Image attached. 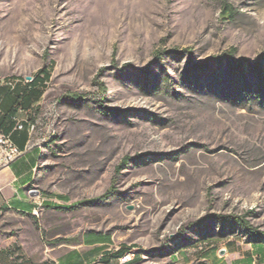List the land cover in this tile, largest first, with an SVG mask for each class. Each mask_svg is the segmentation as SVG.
Instances as JSON below:
<instances>
[{"label": "rangeland", "instance_id": "obj_1", "mask_svg": "<svg viewBox=\"0 0 264 264\" xmlns=\"http://www.w3.org/2000/svg\"><path fill=\"white\" fill-rule=\"evenodd\" d=\"M230 49L258 60L264 0H0V82L50 72L30 192L71 244L100 235L135 264H264L242 224L264 232V107L228 62L201 68Z\"/></svg>", "mask_w": 264, "mask_h": 264}, {"label": "crops", "instance_id": "obj_2", "mask_svg": "<svg viewBox=\"0 0 264 264\" xmlns=\"http://www.w3.org/2000/svg\"><path fill=\"white\" fill-rule=\"evenodd\" d=\"M12 101L9 96L4 102L5 114H0V129L12 134L17 145L24 148L27 132L15 131L16 123L12 114L7 115ZM39 156L37 150L28 152L0 170V264H89L88 255L91 251L84 252V244L91 246L92 253H96L97 264H120L118 258L123 254L118 250L121 247H105L107 238L82 235L79 243L71 244L66 227L60 221L49 220V210L41 206L39 215L34 214L39 197L30 192V188L36 179ZM44 202L53 206L52 203ZM255 245L257 255L263 257L264 245L262 242ZM134 256L135 260L129 264L139 260V254L135 253ZM253 257L249 255L242 264H254Z\"/></svg>", "mask_w": 264, "mask_h": 264}, {"label": "trees", "instance_id": "obj_3", "mask_svg": "<svg viewBox=\"0 0 264 264\" xmlns=\"http://www.w3.org/2000/svg\"><path fill=\"white\" fill-rule=\"evenodd\" d=\"M224 8V14L226 15L225 18H231L234 14L231 7L225 5ZM160 54L162 53H157V56ZM224 62H228L230 75L235 77L234 83L236 92L246 100L255 102L264 107V51L260 54L258 60L253 63L246 58H234V50L230 49L220 55L210 57L206 64L201 65V68L207 71L209 69L206 67L209 64L215 63L221 65ZM32 78V81L25 83L24 85L18 84L14 90H10L6 87L0 89V94H3L4 96L2 108L7 97L10 96L13 99L11 109L7 115L12 114L11 116L13 117L19 108L32 111L33 113L38 111V105L44 94L43 85L45 84V81L50 78V72L44 68ZM3 114H5L4 108ZM31 119H33V117H31ZM126 159L128 160V158ZM242 224L245 226L254 243L264 242V232L252 229L245 221H243ZM118 252H121L124 255L131 252V247L122 246Z\"/></svg>", "mask_w": 264, "mask_h": 264}, {"label": "built area", "instance_id": "obj_4", "mask_svg": "<svg viewBox=\"0 0 264 264\" xmlns=\"http://www.w3.org/2000/svg\"><path fill=\"white\" fill-rule=\"evenodd\" d=\"M31 80H24L25 83H28ZM21 82L20 79H13L12 84H2L0 82V89L2 87L9 88L10 90H14L16 86ZM3 94H0V114H3L2 101ZM23 115V116H21ZM35 113L29 110H25L19 108L17 113L13 116V120L15 121V131H26L27 132V141L24 148H20L15 142L12 134H6L0 129V170L10 166L19 158L23 157L28 151L32 148L30 146V137L35 130L36 120ZM33 117V119H31ZM42 203H38L34 208L33 212L35 215H39V208ZM135 256L132 255L131 252H128L118 258L120 264H127L134 260Z\"/></svg>", "mask_w": 264, "mask_h": 264}, {"label": "bare ground", "instance_id": "obj_5", "mask_svg": "<svg viewBox=\"0 0 264 264\" xmlns=\"http://www.w3.org/2000/svg\"><path fill=\"white\" fill-rule=\"evenodd\" d=\"M28 80V79H27ZM30 80V79H29ZM5 84H12V81L11 80H6L5 82H4ZM132 255H134V254H132Z\"/></svg>", "mask_w": 264, "mask_h": 264}, {"label": "water", "instance_id": "obj_6", "mask_svg": "<svg viewBox=\"0 0 264 264\" xmlns=\"http://www.w3.org/2000/svg\"><path fill=\"white\" fill-rule=\"evenodd\" d=\"M28 79H31L32 77L31 76H29V77H27ZM222 252H224V251H222Z\"/></svg>", "mask_w": 264, "mask_h": 264}]
</instances>
